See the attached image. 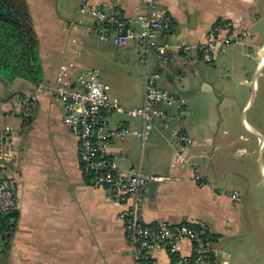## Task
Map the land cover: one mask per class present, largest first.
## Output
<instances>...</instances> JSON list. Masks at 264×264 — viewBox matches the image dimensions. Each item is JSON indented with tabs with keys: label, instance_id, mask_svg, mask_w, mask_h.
Instances as JSON below:
<instances>
[{
	"label": "crops",
	"instance_id": "obj_1",
	"mask_svg": "<svg viewBox=\"0 0 264 264\" xmlns=\"http://www.w3.org/2000/svg\"><path fill=\"white\" fill-rule=\"evenodd\" d=\"M26 1L38 39L40 74L35 81L19 77L11 84L0 77L5 111L19 97L27 99L34 110L28 125L20 117L0 116V128L11 125L22 134L21 163L5 166L6 174L18 184L19 218L7 255H0V264H134L121 219L125 206L111 202L109 189L92 186L84 176L79 139L64 123V104L53 98L51 88L64 65L70 67L73 85L78 73L99 69L107 92L119 98L125 108L143 105L146 72L158 76V87L184 99L181 106L177 101L157 102L153 108L166 113L172 118L170 126L190 137L188 155L218 189L200 187L180 168L174 157L176 139L161 119H156L144 142L141 117L105 115L106 129L124 126L136 132L110 143L108 153L125 172L141 165L157 178L145 197L146 223L207 227L220 235L213 243L218 264H250L251 235L245 224H251L252 229L264 224V209L263 222L256 224L253 215L260 209L249 203L250 191L246 190L251 174L242 172V163L233 156L247 151L243 144L255 141L264 149L260 122L256 113L251 114L259 90L257 75L264 69V0H164L175 22L174 31L157 37L169 48L166 63L154 52L147 54L136 40L125 47L116 46L112 37L101 40L95 19L81 10L87 4L107 3L121 9L126 18H134L145 11L142 0ZM222 22L248 36L225 46L214 61L206 62L198 52L179 47L203 43L211 29ZM233 45L239 46L241 53L249 49L255 62L252 83L247 68L235 75L236 86L246 88L243 93L236 87L230 89L233 76L225 78L222 72L229 61L225 56L235 51ZM196 63L207 72L206 80L197 78ZM183 78L190 84L181 89ZM241 116L248 141L240 132ZM261 173L264 181V164ZM234 192L240 193L236 200L231 196ZM179 254L190 256L191 243L182 242ZM155 258L160 264H170L165 252L156 253Z\"/></svg>",
	"mask_w": 264,
	"mask_h": 264
},
{
	"label": "built area",
	"instance_id": "obj_2",
	"mask_svg": "<svg viewBox=\"0 0 264 264\" xmlns=\"http://www.w3.org/2000/svg\"><path fill=\"white\" fill-rule=\"evenodd\" d=\"M142 2L145 11L134 18H126L121 9L107 3L87 4L81 10L95 19V31L101 40L112 37L113 43L119 47H125L131 40H136L147 54L154 52L166 63L170 59L169 48L159 43L157 37L159 34L166 37L174 31V19L164 5V0ZM247 36L248 33H240L233 25L222 22L211 29L203 43L179 47L185 52H198L206 62H212L225 46ZM69 74L70 67L62 66L57 83L51 88L53 98L64 104V123L79 139V160L84 176L92 186L109 189L111 202L125 206L121 219L125 224L134 264H160L155 254L161 252L167 253L170 264H218L213 243L207 242L203 237L204 232L194 224L146 223L143 216L145 197L152 180L157 178L147 173L141 165L125 172L108 153L110 143L121 142L136 132L124 126L116 130L106 129L105 115L119 113L141 117L143 129L140 136L144 142L152 133L156 119H161L163 127L169 128L176 139L174 157L180 168L187 170L200 187L218 189L217 185L207 181L195 160L188 155L190 137L180 129L171 127L172 118L166 113L153 108L157 102L175 103V95L168 89L158 87L157 75L146 72L143 105L139 108H125L119 98L107 92L99 69L78 73L76 85L70 81ZM11 102L5 111L0 96V116L6 114L20 117L28 125L33 117V107L24 97ZM21 135V131L11 125L0 128V211L5 213L17 210L18 184L6 174L5 166L11 164L18 167L21 163ZM231 196L236 200L240 193L234 192ZM184 241L191 243L190 256L179 254L180 244Z\"/></svg>",
	"mask_w": 264,
	"mask_h": 264
},
{
	"label": "trees",
	"instance_id": "obj_3",
	"mask_svg": "<svg viewBox=\"0 0 264 264\" xmlns=\"http://www.w3.org/2000/svg\"><path fill=\"white\" fill-rule=\"evenodd\" d=\"M37 46L27 1L0 0V77L9 84L19 77L37 80L40 74ZM18 218L17 210L0 211V255H7ZM196 227L204 232L207 242H218L220 235L207 227Z\"/></svg>",
	"mask_w": 264,
	"mask_h": 264
},
{
	"label": "rangeland",
	"instance_id": "obj_4",
	"mask_svg": "<svg viewBox=\"0 0 264 264\" xmlns=\"http://www.w3.org/2000/svg\"><path fill=\"white\" fill-rule=\"evenodd\" d=\"M263 42H264V36H263ZM234 48L235 51L230 53V55H224L225 58H227L229 61L225 63V67H223L222 72L224 73L225 78H227L229 75L232 74L233 76V82L232 84H229V87H232L230 89H234L233 87H236V89L239 90V92L246 91V88L244 87H237V79L235 75L237 73H240L244 70V68L248 69V80H250V83H252L255 72L252 74V70L254 68L255 62L254 60L250 59V50L245 49L243 53L239 52V46L233 45L231 46ZM237 49V50H236ZM237 51V52H236ZM227 66V67H226ZM257 79L259 81V90L256 91V95H254V101L252 103V113H256V118L260 122L261 130L264 133V69H262L259 74L257 75ZM251 87V85H250ZM229 94V93H228ZM12 103V102H10ZM9 103V104H10ZM241 127L240 132L245 133L244 139L246 141L249 140L248 136H246L247 132L246 129L242 123V116H241ZM245 131V132H244ZM254 141V140H253ZM253 143V144H252ZM243 147L247 148V151H238L233 156V160L239 161L242 163L240 166V170L244 173H250L251 174V182L249 183L246 190L250 191V204H253L258 209H260V212H256L253 215V218L255 219V223L263 222L262 221V211L261 209H264V184H262L263 176L261 173V164H264V149H259V146L257 142H251L247 144H243ZM263 150V151H262ZM252 151H255V156H250ZM250 153V155H249ZM238 159V160H236ZM237 163V162H235ZM260 182V183H259ZM219 185L221 183L218 182ZM244 194L241 197V200H244ZM261 225V224H260ZM246 226V232H249L251 235V251L248 254L250 264H264V224L261 226L256 225L254 229H252L251 224L250 226L248 224H245ZM248 230V231H247Z\"/></svg>",
	"mask_w": 264,
	"mask_h": 264
},
{
	"label": "water",
	"instance_id": "obj_5",
	"mask_svg": "<svg viewBox=\"0 0 264 264\" xmlns=\"http://www.w3.org/2000/svg\"><path fill=\"white\" fill-rule=\"evenodd\" d=\"M195 66L198 68L197 78L201 80H206L207 72L205 71V69H203L198 63H196ZM181 84H182L181 89H184L187 86V84H190V82L183 78L181 79ZM183 100L184 99H182L181 97H178L177 105L181 106L183 104Z\"/></svg>",
	"mask_w": 264,
	"mask_h": 264
}]
</instances>
